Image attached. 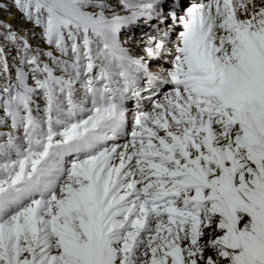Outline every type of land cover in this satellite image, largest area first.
Here are the masks:
<instances>
[{
	"label": "snow or ice",
	"instance_id": "6c2138e0",
	"mask_svg": "<svg viewBox=\"0 0 264 264\" xmlns=\"http://www.w3.org/2000/svg\"><path fill=\"white\" fill-rule=\"evenodd\" d=\"M0 264H264V0H0Z\"/></svg>",
	"mask_w": 264,
	"mask_h": 264
},
{
	"label": "bare ground",
	"instance_id": "6f19581e",
	"mask_svg": "<svg viewBox=\"0 0 264 264\" xmlns=\"http://www.w3.org/2000/svg\"><path fill=\"white\" fill-rule=\"evenodd\" d=\"M11 11L14 13V15L19 16V13H16L15 9H11ZM5 19H12V17H5ZM13 22L21 23V21L19 20H15ZM14 24H17V23H14Z\"/></svg>",
	"mask_w": 264,
	"mask_h": 264
},
{
	"label": "rangeland",
	"instance_id": "374dc122",
	"mask_svg": "<svg viewBox=\"0 0 264 264\" xmlns=\"http://www.w3.org/2000/svg\"><path fill=\"white\" fill-rule=\"evenodd\" d=\"M3 18H5V17H3ZM14 23H17V24H19L18 22H14Z\"/></svg>",
	"mask_w": 264,
	"mask_h": 264
}]
</instances>
